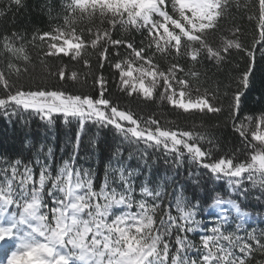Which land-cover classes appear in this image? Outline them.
Here are the masks:
<instances>
[{"label": "snow or ice", "instance_id": "snow-or-ice-1", "mask_svg": "<svg viewBox=\"0 0 264 264\" xmlns=\"http://www.w3.org/2000/svg\"><path fill=\"white\" fill-rule=\"evenodd\" d=\"M12 5L22 0H7L0 18ZM257 5V34L249 46L241 42L238 26L227 34L222 29L229 0H61L59 9L46 6L58 21L47 30H0L2 114L30 112L50 128L57 117L65 125L77 122L72 152L59 164L44 144L32 159L0 158V264H264V228L248 224L253 213L244 204L255 189V199L264 198V111H243L257 52L264 57V0ZM32 49H39L48 75L62 84L91 80V90L74 94L14 83L32 65ZM234 51L247 57L248 66L225 108L218 87L200 85L207 79L205 63L219 67ZM48 60L58 61L54 70ZM106 69L126 97L159 101L185 114L226 111L240 148L214 155L207 132L121 106ZM89 124L114 129L124 143L163 150L176 168L187 162L226 180L228 199L215 188L203 196L223 214L209 226L195 193L189 199L182 188L179 194L173 189L168 198L167 179L149 175L138 183L141 169L126 162L120 146L97 180L94 170L77 164ZM90 143L98 141L93 137ZM139 159L148 166L147 151Z\"/></svg>", "mask_w": 264, "mask_h": 264}, {"label": "trees", "instance_id": "trees-1", "mask_svg": "<svg viewBox=\"0 0 264 264\" xmlns=\"http://www.w3.org/2000/svg\"><path fill=\"white\" fill-rule=\"evenodd\" d=\"M5 3H7V0H0V8L4 7ZM60 4L61 0H22L21 6L12 5L6 16L0 18V30L12 31L20 28H24L28 32H31L33 28L47 30L50 25H54L58 21L53 19L56 15L55 11L50 17L46 6L59 9ZM250 16L253 19H249ZM257 16V0H229L225 19L221 21L222 29L227 34V29L238 26L241 29L239 37L241 42L245 46H249L257 34V20L255 19ZM135 35L137 39L140 38L139 34ZM32 54L33 61L32 65L28 66V72L18 80L15 77L12 78L17 85H24L25 87L48 85L49 87L68 90L74 94L91 90V80L88 84H62L54 76L48 75L44 66L39 63V49H32ZM64 62H67V58H64ZM47 63L54 70L58 61L48 60ZM247 66V57L243 53L235 51L228 58V61L219 67L211 63H205L207 79L200 85L201 90L208 88L211 91L218 87L219 98L226 108L232 93L239 87L237 81L240 74ZM104 74L113 80L109 84V89L121 106L127 105L145 117L150 113L162 114V119L174 121L181 129L207 132L209 134L208 138L213 140V144L207 146L213 147L214 155L228 152L230 149L235 151L240 148V139L228 123L226 111L219 114L198 112L185 114L167 104H160L159 101L146 103L139 97H126L117 90L114 74L110 73L108 69L105 70ZM225 93H227V96L224 95ZM0 95H3L2 89H0ZM243 111L246 115L259 114L264 111V57L259 52H257L256 65L251 77V86L246 91ZM76 134V121L65 125L62 117H57L55 126L50 128L46 122L41 121L37 115L30 112L9 118L0 111V158L15 159L21 157L25 160L32 159L36 149L39 148L40 144H44L45 152L47 147L51 146L53 148V161L55 164H59L62 159H66L71 154ZM93 137L98 141L96 146L90 143ZM117 146L122 148L123 158L131 167L141 169L142 175L138 178V183L144 175H149L150 178L155 177L161 181L167 179L166 191L168 198L172 196L173 189H176L177 194H179V190L182 188L184 190L183 194L189 199H192L195 193L203 205L201 218L205 219L206 222L211 217L208 213L210 208L208 203L210 202L205 203L203 200L205 190L215 188L225 199L229 198L231 190L228 188L226 180H215L207 170L187 162L176 168L172 162L173 158L163 150L146 149L142 143L138 145L124 143L120 135L112 128L86 125L85 135L81 138L77 164L94 170L97 173V180H100L104 175L108 158ZM217 148L219 152L216 151ZM143 151H147L149 154L147 167L139 159L140 153ZM129 153H132L131 160H127ZM166 160L168 163H165ZM197 181H199V187H196ZM245 187L250 188L251 186L245 184ZM259 195L260 191L258 189L252 190L244 204L247 206L246 210L253 213L248 224L253 227L264 228V206H262L264 205V198H261V200L255 199Z\"/></svg>", "mask_w": 264, "mask_h": 264}, {"label": "rangeland", "instance_id": "rangeland-1", "mask_svg": "<svg viewBox=\"0 0 264 264\" xmlns=\"http://www.w3.org/2000/svg\"><path fill=\"white\" fill-rule=\"evenodd\" d=\"M224 207L230 208L229 205H225ZM208 213L209 214L212 213V215H210L211 218L207 221V223L209 224V226H211L212 225V222L216 219L217 215L223 214V211H222V208L217 207V208H210L208 210ZM232 215L235 216L236 214L234 212H232ZM250 220H251V216L248 218V221H250Z\"/></svg>", "mask_w": 264, "mask_h": 264}]
</instances>
